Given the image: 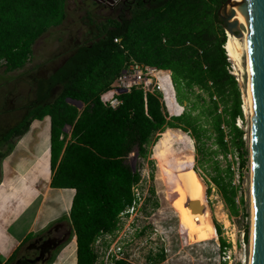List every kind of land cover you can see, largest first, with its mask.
I'll list each match as a JSON object with an SVG mask.
<instances>
[{"label": "trees", "instance_id": "1", "mask_svg": "<svg viewBox=\"0 0 264 264\" xmlns=\"http://www.w3.org/2000/svg\"><path fill=\"white\" fill-rule=\"evenodd\" d=\"M225 1L123 0L115 6V18L94 24L93 41L76 47L50 75L36 81L32 104L2 134L0 147L8 144L0 160L34 120L50 118V187L75 191L68 218L75 236V264H95V241L115 233L120 215L134 201L132 187L140 173L128 164L130 155L146 159L155 136L166 129L153 147L178 221L184 219L185 230L213 227L207 217L199 219L185 211L186 194L199 200V191L191 185L176 137L180 130L193 138L199 162L202 138L212 134L226 155V128L239 167L247 162L243 131L235 124L237 118L243 119L240 92L227 71L223 22L217 15ZM65 6L66 0H0V69L6 73L23 69L36 41L65 21ZM131 62L170 72L175 102L183 112L169 116L161 92L144 93L139 88L120 95L116 109L104 106L100 95ZM57 87L60 91L53 98ZM69 100L81 102L83 109ZM207 161H212L211 183L230 213L237 215L230 167L222 170L217 160ZM214 227L224 251L229 245L221 238L220 226ZM247 241L245 227L243 242Z\"/></svg>", "mask_w": 264, "mask_h": 264}, {"label": "rangeland", "instance_id": "2", "mask_svg": "<svg viewBox=\"0 0 264 264\" xmlns=\"http://www.w3.org/2000/svg\"><path fill=\"white\" fill-rule=\"evenodd\" d=\"M65 12V21L58 27L50 28L36 41L32 57L23 69L9 73L4 72L3 68L0 69V139L8 128L15 126L21 120L32 104L36 81L50 75L76 47L93 41L97 33L94 24L100 23L106 18H115L117 15L115 6L98 3L95 0H66ZM218 12L220 15H224L222 8ZM222 26L226 43L227 33L230 32L224 24ZM244 30L246 28L237 25L236 30L230 33L231 36L239 39L238 43L242 49L238 63L230 60L227 56L229 62L227 71L230 70L231 65H234L238 68L241 78L240 82L236 83L240 92L241 105L245 110L244 113L242 111L241 123L238 122L237 125L236 121L235 124L243 131L242 140L244 150L247 152L245 167H239L237 149L235 146H231L229 130L224 127V142L228 144L229 151L224 156L217 148L214 134L210 136L211 132L207 131L206 135L210 137L202 138L200 145L203 148V153L197 156L199 162L196 161V143L193 138L180 130L176 137L179 140L177 145L182 148L179 155L184 160V165L187 166L193 181L191 185L198 189L195 191H199L197 196L200 201L191 194H186L185 211L199 219L207 217L213 227L214 224L220 226L221 238L229 247L224 251L221 249L219 236L211 226L207 230L202 228L194 230L195 234H211L212 239L202 243L187 244L184 219L180 221L182 226L179 224L178 214L168 198L160 164L153 153V146L161 140L166 129L155 136V141L150 145L146 159H139L135 153L130 155L128 164L140 173V181L136 187L142 198L139 204L140 208L131 215L122 216L119 228L114 234L104 235L97 239L94 245L97 254L95 264H113L114 260L110 255L113 251L110 250L113 248L116 250L117 247L121 248L119 258L125 260L127 264H222L224 262L223 252L225 255L230 254L231 259L226 260V264H241L242 261H245L244 264L249 263L252 225L250 195L252 113L248 101L246 103L248 74L244 42L241 40ZM160 74L166 75L165 72ZM59 91L60 87L54 89L53 98L58 95ZM183 110L184 107L180 106L179 110L170 114L166 108L169 116L179 115ZM220 110L219 108L218 111L220 112ZM7 144L1 145L0 152L7 149ZM213 152L215 154H212ZM209 158L217 160L222 170L229 166L232 171L231 185L236 190L237 215L230 213L217 188L210 181V176L214 175V172L211 169L212 161H207ZM193 201H198L199 205L203 207V212L191 211L190 206ZM245 227L248 228L247 243L242 241ZM53 228L51 227L50 230ZM70 231L72 232L71 226L65 224L62 232L68 235ZM198 236L203 238L201 235ZM72 247L71 243L65 251L64 264H74ZM58 248L52 252V256L46 264L59 263Z\"/></svg>", "mask_w": 264, "mask_h": 264}, {"label": "crops", "instance_id": "3", "mask_svg": "<svg viewBox=\"0 0 264 264\" xmlns=\"http://www.w3.org/2000/svg\"><path fill=\"white\" fill-rule=\"evenodd\" d=\"M49 148L50 118L44 117L34 120L0 160V264L23 260L29 256V245L51 227L62 231L70 225L75 191L50 187ZM66 234L58 248V264H64L71 243L75 258V236L73 231Z\"/></svg>", "mask_w": 264, "mask_h": 264}, {"label": "water", "instance_id": "4", "mask_svg": "<svg viewBox=\"0 0 264 264\" xmlns=\"http://www.w3.org/2000/svg\"><path fill=\"white\" fill-rule=\"evenodd\" d=\"M114 5L121 0H98ZM232 0H226L220 7L224 15L218 17L226 26L228 32L236 30V22L229 23L230 15L225 7ZM242 15L249 33L250 76L252 96V177H253V232H252V264H264V0H239ZM79 111L83 104L79 101H68ZM134 171L133 167L131 166ZM192 212H201L202 206L198 201L191 203ZM62 241L58 242V245ZM37 261V260H36ZM31 263L35 262L33 260Z\"/></svg>", "mask_w": 264, "mask_h": 264}, {"label": "built area", "instance_id": "5", "mask_svg": "<svg viewBox=\"0 0 264 264\" xmlns=\"http://www.w3.org/2000/svg\"><path fill=\"white\" fill-rule=\"evenodd\" d=\"M114 41L119 42L118 39H115ZM163 72L164 71L157 70L154 67L139 64L137 62H131L125 69L121 71V73L117 76V78L112 82L109 89L100 95V101L104 106L112 108V109H116L119 105H121V100L119 99V96L125 93H129L131 89L133 88H139L143 90L144 93L153 92L154 90L161 92L160 81L158 80V78H159V74ZM228 72L230 75L234 77L237 83L240 82L241 78L238 73V68H236V66L231 65L230 70ZM241 110L244 113L243 105H241ZM236 121L238 125V122L241 123L242 120L240 118H237ZM137 185L138 184L132 187L134 201L131 207L128 208L124 213H122L119 219L122 216L131 215L134 212H137L138 209L140 208L139 204L141 203L142 198H141L140 193L136 189ZM96 242L97 240L95 241V243ZM110 251H113L111 254L109 252L111 257H113L112 260L116 261V260L121 259L119 258V255H121L120 247H117L116 250L113 248ZM223 254H224V257H223L224 262L226 260L231 259L230 254L225 255V252H223ZM242 262L243 263L241 264L245 263V261H242Z\"/></svg>", "mask_w": 264, "mask_h": 264}, {"label": "bare ground", "instance_id": "6", "mask_svg": "<svg viewBox=\"0 0 264 264\" xmlns=\"http://www.w3.org/2000/svg\"><path fill=\"white\" fill-rule=\"evenodd\" d=\"M240 1L239 0H232L230 5H226L225 7V11L226 14L230 15V19H229V23L232 22H236L237 25L243 26L244 28H246L247 30V25L246 22L244 20V17L242 15V11H241V7H238V3ZM244 30L242 32V39L244 44H243V48L246 54V68H247V74H248V79H247V100L246 103L248 101L250 109H251V113L252 112V96H251V76H250V53H249V33L248 31ZM239 39H237L234 36H231L230 33H227V40L226 43L224 45V49L226 51L227 56L229 57L230 60H233L235 62H239V56H240V45L238 43ZM166 75L164 76H159L158 80L160 81V90L161 93L163 95V101L164 104L167 108V110L169 111V113L171 114V112L173 113L176 110L180 109V106L175 102V97H174V90L169 78V74L168 71H164ZM163 72V73H164ZM167 72V73H166ZM168 74V75H167ZM161 75V74H159ZM245 110V109H244ZM174 114H172L173 116ZM252 128V125H251ZM252 134H253V129L251 130V143H250V158H251V174H250V195H251V211H252V225H251V237H250V259H249V263L248 264H252V232H253V193H252V187H253V177H252ZM167 137H170V132L166 133ZM153 153L155 155V151H154V147H153ZM158 172V171H157ZM163 180V178H162ZM164 182V181H163ZM164 184V183H163ZM165 186V185H164ZM203 212V207H202V211ZM207 230V229H206ZM198 235L203 236V238L201 239V237H199ZM185 236L187 239V244L188 245H192L193 243H202V242H206L209 241L210 239H212V235L211 234H205L204 233H197L195 234V230H185ZM72 256V255H71ZM70 256V257H71Z\"/></svg>", "mask_w": 264, "mask_h": 264}, {"label": "flooded vegetation", "instance_id": "7", "mask_svg": "<svg viewBox=\"0 0 264 264\" xmlns=\"http://www.w3.org/2000/svg\"><path fill=\"white\" fill-rule=\"evenodd\" d=\"M95 1L102 3L98 0ZM118 3L119 2L115 3L114 5H108L116 6ZM103 4L107 5V3ZM64 235L65 234L62 231L57 230V228L47 231L44 236L36 239L29 245V256L25 257L19 262H16L15 264H46L51 258L52 252L59 247L58 242L62 240ZM31 260L35 262L31 263Z\"/></svg>", "mask_w": 264, "mask_h": 264}]
</instances>
